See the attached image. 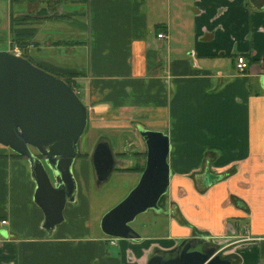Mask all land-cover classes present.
Masks as SVG:
<instances>
[{
	"label": "crops",
	"instance_id": "obj_1",
	"mask_svg": "<svg viewBox=\"0 0 264 264\" xmlns=\"http://www.w3.org/2000/svg\"><path fill=\"white\" fill-rule=\"evenodd\" d=\"M0 3L8 50L11 15L30 16L31 60L71 75L95 128L166 135L170 172L163 206L129 223L138 237H111L100 217L91 219L95 145L78 149L74 201L48 235L27 160L1 149L0 264H149L192 238L219 245L233 264H264V0ZM237 55L248 61L244 72L235 69ZM127 145L112 150L113 172L138 179L146 147ZM206 170L220 179L204 186Z\"/></svg>",
	"mask_w": 264,
	"mask_h": 264
},
{
	"label": "water",
	"instance_id": "obj_2",
	"mask_svg": "<svg viewBox=\"0 0 264 264\" xmlns=\"http://www.w3.org/2000/svg\"><path fill=\"white\" fill-rule=\"evenodd\" d=\"M86 124L87 109L64 80L22 56L0 51V145L27 160L36 185L34 201L44 214L42 227L48 235L62 221L65 203L74 201L71 165ZM139 135L146 147L145 166L136 186L102 217L100 228L107 236L137 238L129 223L148 209L158 210L168 188V137L147 130ZM90 163L99 188L116 168L109 141L95 144ZM219 179L206 170L203 185ZM204 240H183L175 255L166 260L153 256L149 264H233L230 256L219 255V245L197 249Z\"/></svg>",
	"mask_w": 264,
	"mask_h": 264
},
{
	"label": "rangeland",
	"instance_id": "obj_3",
	"mask_svg": "<svg viewBox=\"0 0 264 264\" xmlns=\"http://www.w3.org/2000/svg\"><path fill=\"white\" fill-rule=\"evenodd\" d=\"M7 19V14H6V9L4 8L3 4L0 3V51H6L8 50V27L6 23ZM63 32V31H62ZM65 34V33H64ZM11 49V46L9 47ZM9 51V50H8ZM62 57V55H61ZM52 59H56L57 62L60 64H63L62 60H59V57H52ZM59 60V61H58ZM37 64V63H36ZM41 66L42 68L52 72L54 75L60 76L61 78L62 75L59 73H56L54 71L49 70L47 67H44L40 64H37ZM49 72V73H50ZM51 73V74H52ZM72 89L76 93V95L79 98V87L77 82L71 81L70 82ZM133 126L129 127H124L119 131L118 134L115 132V130H112L110 127L105 126H100L97 124V127L95 128L94 126V120L91 118L86 124V127L84 129V132L82 133L78 147L80 152L86 151L89 153V151L92 150L93 146L98 140H108L110 142L111 149L116 151L118 149H122V145H127V144H136V146L139 149H145L144 141L143 139L139 136V134L134 133ZM122 135V136H121ZM104 136V137H102ZM124 142V144H123ZM4 149L10 152L9 149L3 147L0 145V150ZM127 151L132 152L133 151V146L127 145L126 148ZM33 153H36L34 149H31ZM139 178L136 179L135 177L131 176H115L114 172L111 174L109 179L100 187V189H97L94 184V180L92 179L91 182L89 183L90 187V213H91V219L93 217H101L110 209L115 207L120 201H122L127 194L134 188V186L137 184ZM77 184V182H76ZM152 215V210L149 209L143 213H140L138 216H136L135 221H132L131 223H138L139 220L144 219L148 216ZM100 224V221H99ZM100 227V225H99ZM219 255L221 257H226L228 256L225 254L224 251L220 250ZM236 260H233V263Z\"/></svg>",
	"mask_w": 264,
	"mask_h": 264
},
{
	"label": "trees",
	"instance_id": "obj_4",
	"mask_svg": "<svg viewBox=\"0 0 264 264\" xmlns=\"http://www.w3.org/2000/svg\"><path fill=\"white\" fill-rule=\"evenodd\" d=\"M58 18H63V16L59 15ZM30 24H31L30 16L15 17V16L11 15V17H10L11 44L18 46L22 50V52H21L22 57L26 58L27 60H29L34 65L42 68L41 66H39L35 62H33L26 52V45L29 44V39L31 38L32 35H34L36 33V28L31 27ZM24 39H26V40H24ZM42 69H44V68H42ZM44 70H46V69H44ZM46 71H48V70H46ZM48 72H50V71H48ZM50 73H52V72H50ZM70 76L71 75H62V77H64V78H61L60 76H57V77L64 80L71 87L70 82L73 80L71 79ZM12 154L15 155L16 157H21V156L15 154L13 152H12ZM133 169H135V168H133ZM163 200H164V195L160 198V200L158 202L159 207L163 206V204H162Z\"/></svg>",
	"mask_w": 264,
	"mask_h": 264
},
{
	"label": "built area",
	"instance_id": "obj_5",
	"mask_svg": "<svg viewBox=\"0 0 264 264\" xmlns=\"http://www.w3.org/2000/svg\"><path fill=\"white\" fill-rule=\"evenodd\" d=\"M164 34L163 33H157V38H164ZM11 53L21 56V49L16 46V45H12L11 44V49L9 50ZM235 69L238 72H244L247 68H248V61L246 60V58L242 55H237L235 57V63H234ZM7 221L5 219H1L0 220V225H6Z\"/></svg>",
	"mask_w": 264,
	"mask_h": 264
},
{
	"label": "flooded vegetation",
	"instance_id": "obj_6",
	"mask_svg": "<svg viewBox=\"0 0 264 264\" xmlns=\"http://www.w3.org/2000/svg\"><path fill=\"white\" fill-rule=\"evenodd\" d=\"M102 140V139H101ZM98 141H100V140H98ZM97 141V142H98ZM31 149H33V148H31ZM78 149H79V147H78ZM191 243H193V242H191ZM213 243H211V242H207L206 240H204V243L202 244V245H200V246H197L196 248L197 249H204L205 247H210L211 245H212ZM178 250V249H177ZM176 250V251H177ZM176 253V252H175Z\"/></svg>",
	"mask_w": 264,
	"mask_h": 264
}]
</instances>
